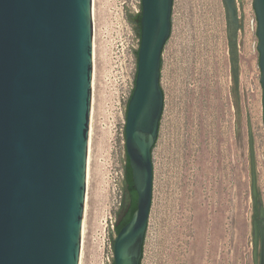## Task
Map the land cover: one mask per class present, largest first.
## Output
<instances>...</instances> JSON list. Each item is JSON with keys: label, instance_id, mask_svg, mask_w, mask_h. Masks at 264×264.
Returning a JSON list of instances; mask_svg holds the SVG:
<instances>
[{"label": "rangeland", "instance_id": "374dc122", "mask_svg": "<svg viewBox=\"0 0 264 264\" xmlns=\"http://www.w3.org/2000/svg\"><path fill=\"white\" fill-rule=\"evenodd\" d=\"M93 0V75L80 264H111L121 208L123 130L139 38L127 9ZM253 0H234L238 85L223 0H173L163 48V111L152 148V200L140 264H259L252 168L264 210V124Z\"/></svg>", "mask_w": 264, "mask_h": 264}, {"label": "water", "instance_id": "95a60500", "mask_svg": "<svg viewBox=\"0 0 264 264\" xmlns=\"http://www.w3.org/2000/svg\"><path fill=\"white\" fill-rule=\"evenodd\" d=\"M237 70L234 0H223ZM173 0L127 9L139 38L126 108L125 161L137 207L114 237L113 264H140L163 111L160 68ZM141 5V11H140ZM264 124V0H253ZM93 0H0V264H79L93 75ZM232 57L236 62H232ZM125 168V165H124ZM124 176V169H123ZM253 236L264 264V210L252 168ZM130 206L124 179L114 224ZM113 243V246H112Z\"/></svg>", "mask_w": 264, "mask_h": 264}, {"label": "trees", "instance_id": "16d2710c", "mask_svg": "<svg viewBox=\"0 0 264 264\" xmlns=\"http://www.w3.org/2000/svg\"><path fill=\"white\" fill-rule=\"evenodd\" d=\"M140 11H141V5H140ZM230 45H231V54L233 56L236 47H235L234 43H232V42H230ZM232 62H236V58L232 57ZM232 79H233L234 85L237 87L238 75H237V70L234 67L232 69ZM134 85H135V78H134ZM134 85H133V88H134ZM133 88L131 90V93L133 91ZM131 93L129 95V98L131 96ZM129 98H128V101H129ZM128 101H127V105H128ZM124 138H125V133H124ZM124 179L126 180L127 185H128V190H129V195H130V206L128 207V210L125 213L122 220L120 221L119 225H117V226L115 225L116 235L118 234L120 229L130 221V219H131V217H132V215H133V213L137 207V194L133 188L131 170L129 168V163H128L127 157H126V163H125V168H124ZM112 246H113V243H112ZM111 264H113V261Z\"/></svg>", "mask_w": 264, "mask_h": 264}, {"label": "bare ground", "instance_id": "6f19581e", "mask_svg": "<svg viewBox=\"0 0 264 264\" xmlns=\"http://www.w3.org/2000/svg\"><path fill=\"white\" fill-rule=\"evenodd\" d=\"M90 111H91V109H90ZM88 146H89V142H88ZM88 163H89V148H88V158H87V180H86V186H87L88 179H89ZM85 200H86V197H85ZM84 208H85V205H84ZM84 213H85V210H84ZM83 222H84V218H83ZM83 233H84V224L82 225V234ZM82 238H83V235H82ZM81 243H82V241H81ZM79 264H80V262H79Z\"/></svg>", "mask_w": 264, "mask_h": 264}]
</instances>
